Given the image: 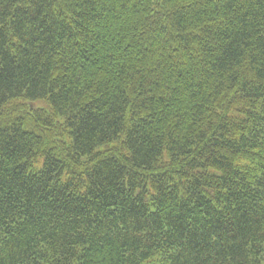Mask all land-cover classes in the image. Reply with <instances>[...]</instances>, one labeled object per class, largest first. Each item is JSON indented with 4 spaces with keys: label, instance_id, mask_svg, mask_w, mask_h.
Masks as SVG:
<instances>
[{
    "label": "trees",
    "instance_id": "trees-1",
    "mask_svg": "<svg viewBox=\"0 0 264 264\" xmlns=\"http://www.w3.org/2000/svg\"><path fill=\"white\" fill-rule=\"evenodd\" d=\"M0 264H264V0H0Z\"/></svg>",
    "mask_w": 264,
    "mask_h": 264
}]
</instances>
